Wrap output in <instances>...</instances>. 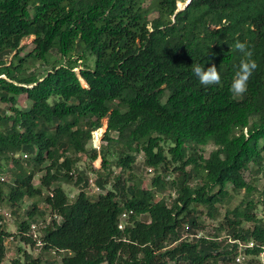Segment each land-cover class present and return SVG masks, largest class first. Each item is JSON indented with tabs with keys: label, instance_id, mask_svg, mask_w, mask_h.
I'll return each mask as SVG.
<instances>
[{
	"label": "trees",
	"instance_id": "16d2710c",
	"mask_svg": "<svg viewBox=\"0 0 264 264\" xmlns=\"http://www.w3.org/2000/svg\"><path fill=\"white\" fill-rule=\"evenodd\" d=\"M237 39L258 63L240 96ZM212 62L221 82L201 85L192 64ZM0 102V206L18 225L0 213V264L12 237L39 252L20 247L9 264H264V0H0ZM84 156L101 193L86 190ZM199 214L214 232L200 235Z\"/></svg>",
	"mask_w": 264,
	"mask_h": 264
},
{
	"label": "rangeland",
	"instance_id": "374dc122",
	"mask_svg": "<svg viewBox=\"0 0 264 264\" xmlns=\"http://www.w3.org/2000/svg\"><path fill=\"white\" fill-rule=\"evenodd\" d=\"M148 4H149V1L146 2V6H148ZM184 5L185 4L182 2V5L179 4V7L183 8ZM155 16H156L155 14L152 15L153 18ZM34 38H35L34 36H31V37H28V38L23 40V42H22V45L24 46V50H23L24 52L23 53H26V52H28V51L33 49V47H34V45H33ZM77 58H79V57H77ZM81 62L82 61L79 59V63L80 64H82ZM80 68L81 67H78L77 71H80ZM19 104L22 107H27V106H30L31 102L26 98V95H22L19 98ZM0 106L4 107L5 104L0 102ZM107 126H108V118H104L103 119V126L101 128H99L96 132H94V134H93L95 143H97V144H99V142L101 143L102 138H103V136L105 134V131L107 130ZM115 136H116V134H115ZM212 149H213L212 146L207 147L205 155L208 156ZM142 162H143V156L141 155L138 158V160H137V164L141 165ZM92 166L95 169H101V167H102V157L99 156L92 163ZM80 167L83 168L87 172L88 176H90V187L86 189L87 192L90 193V194L99 193L100 191H97L98 186L95 183V179L97 177V174L93 173L92 171H90V163H89V159L87 158V156L83 157V160L80 162ZM5 169H6L5 175L2 174L0 176H4L5 178H8V175H11L10 172H9L8 166H5ZM114 170H115V172H120L119 169L115 168ZM6 174H7V176H6ZM43 174H44V171H41V172L38 171L37 172V175H36V177L34 179V183L35 184H37V185L40 184V178H41V176ZM169 174H170V176L168 177L169 180H172V179H174V177L177 176V174H175V173H169ZM153 176H154L153 169H152V171H150L149 168H146L145 166H143L141 171H137V177H139L138 185L140 187H142V188H149L150 187V182H151ZM246 176H247L248 180H250L251 177L253 176V172L247 171L246 172ZM257 184H258L259 188H261V189L264 187V175L263 174L259 175V179L257 181ZM63 185H64L65 190L68 192L69 197H70L71 200L74 199L75 195H77L79 193V188H76L75 186L70 185V184H63ZM167 194H168V192L166 193V195ZM158 196L160 197L161 195H158ZM242 197H243V193L236 195L233 198L230 206H232V207L237 206L240 203ZM31 203H32V199L27 198L25 200L24 204H22V208L23 209L27 208V206L31 205ZM40 208H42V209L44 208V205L42 203L40 204ZM8 209H10V207H8ZM221 211L225 212V207H223L221 209ZM199 215H200V218H202V221L208 227L206 231H201L200 235L201 234H207L208 230L209 231L213 230L217 226V224L219 223V221L211 220L210 218L206 217L205 215H201V214H199ZM49 216H50V212L48 211L46 213L45 218L50 219L51 217H49ZM16 218L17 217L12 212V218L5 220V224L7 225L8 231L13 233V234H15L17 232V229H18ZM214 231L215 230H213L212 232H214ZM6 242H7L8 253H7V257H6V260H5L4 264H9L10 261L12 260V258L19 256V252H20L19 248L20 247L26 248L29 252H34L35 254H38V252H39L36 249L30 247L29 245H24V244L19 243V241L16 240V238H13V237L8 239ZM50 254H51V257H55V258H57V260H60V257L58 255H57L58 257H56V255H54L55 254L54 252H53V254L52 253H50ZM262 262L264 263V258L262 259Z\"/></svg>",
	"mask_w": 264,
	"mask_h": 264
},
{
	"label": "clouds",
	"instance_id": "9594fccd",
	"mask_svg": "<svg viewBox=\"0 0 264 264\" xmlns=\"http://www.w3.org/2000/svg\"><path fill=\"white\" fill-rule=\"evenodd\" d=\"M230 47L241 53V60L234 73L230 87V91L234 96H240L247 91L248 82L258 68V63L254 58V53L250 49L247 41H240L237 39L233 45H230ZM192 72L201 85L210 86L221 82V72L215 62H212L208 67L193 63Z\"/></svg>",
	"mask_w": 264,
	"mask_h": 264
},
{
	"label": "built area",
	"instance_id": "2783aa9c",
	"mask_svg": "<svg viewBox=\"0 0 264 264\" xmlns=\"http://www.w3.org/2000/svg\"><path fill=\"white\" fill-rule=\"evenodd\" d=\"M94 132H96V131H94ZM100 145H101L100 142H99V144H97V143L94 142V135H93L92 146L99 149L100 148ZM28 158H29V155L28 154H23V157H22L23 160H27ZM149 170L152 171V168H149ZM0 178L2 180L6 179L4 176H0ZM97 191H100L99 193L103 192V190L102 189L100 190L99 187L97 188ZM0 213L3 215L4 221L6 219L12 218V211L10 209H8V207H1L0 206ZM127 216H128V213H124L122 215V219H125ZM49 217H51V216H49ZM55 217L57 218L58 221L60 220V217H58L57 215H55ZM51 220H52V218L47 219V222L49 223ZM42 225L44 226V224H42ZM42 225L40 226L37 223H33L32 224V229L34 231V237L38 240V244H42L41 241H40V239H39V234H38V229H39V227H42ZM119 226L122 228L123 227V224L121 223ZM250 246H253V243L252 242L250 243ZM241 259H243L242 256H239L237 258L238 261H240Z\"/></svg>",
	"mask_w": 264,
	"mask_h": 264
}]
</instances>
